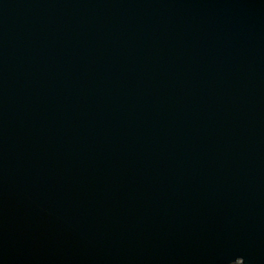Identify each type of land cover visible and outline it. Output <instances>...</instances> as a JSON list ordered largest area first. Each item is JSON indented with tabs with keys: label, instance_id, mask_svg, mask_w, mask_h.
Wrapping results in <instances>:
<instances>
[{
	"label": "water",
	"instance_id": "95a60500",
	"mask_svg": "<svg viewBox=\"0 0 264 264\" xmlns=\"http://www.w3.org/2000/svg\"><path fill=\"white\" fill-rule=\"evenodd\" d=\"M0 264H264V0H0Z\"/></svg>",
	"mask_w": 264,
	"mask_h": 264
}]
</instances>
